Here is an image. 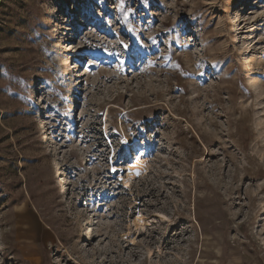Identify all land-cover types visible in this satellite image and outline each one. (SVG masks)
Listing matches in <instances>:
<instances>
[{"label":"rangeland","instance_id":"obj_1","mask_svg":"<svg viewBox=\"0 0 264 264\" xmlns=\"http://www.w3.org/2000/svg\"><path fill=\"white\" fill-rule=\"evenodd\" d=\"M0 264H264V0H0Z\"/></svg>","mask_w":264,"mask_h":264},{"label":"bare ground","instance_id":"obj_2","mask_svg":"<svg viewBox=\"0 0 264 264\" xmlns=\"http://www.w3.org/2000/svg\"><path fill=\"white\" fill-rule=\"evenodd\" d=\"M132 155V154H131ZM145 149L144 146L138 141H134V154L130 156V159L127 163L126 174L121 176V180L125 186H127L130 180L134 177L141 176L147 172V162L144 159ZM115 170L114 167H111V171ZM150 218H144L141 214H137L133 223L135 227H143L150 223Z\"/></svg>","mask_w":264,"mask_h":264}]
</instances>
